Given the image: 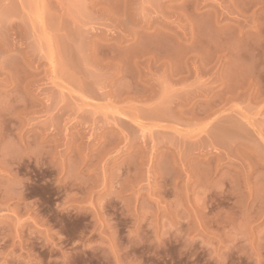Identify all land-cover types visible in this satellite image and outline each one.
Wrapping results in <instances>:
<instances>
[{
	"label": "rangeland",
	"instance_id": "1",
	"mask_svg": "<svg viewBox=\"0 0 264 264\" xmlns=\"http://www.w3.org/2000/svg\"><path fill=\"white\" fill-rule=\"evenodd\" d=\"M0 264H264V0H0Z\"/></svg>",
	"mask_w": 264,
	"mask_h": 264
}]
</instances>
